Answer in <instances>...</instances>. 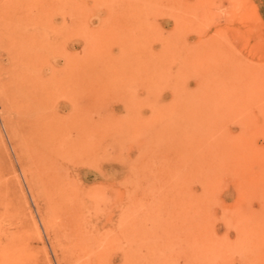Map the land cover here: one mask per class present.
<instances>
[{"label": "rangeland", "instance_id": "obj_1", "mask_svg": "<svg viewBox=\"0 0 264 264\" xmlns=\"http://www.w3.org/2000/svg\"><path fill=\"white\" fill-rule=\"evenodd\" d=\"M0 264H264V0H0Z\"/></svg>", "mask_w": 264, "mask_h": 264}, {"label": "bare ground", "instance_id": "obj_2", "mask_svg": "<svg viewBox=\"0 0 264 264\" xmlns=\"http://www.w3.org/2000/svg\"><path fill=\"white\" fill-rule=\"evenodd\" d=\"M25 1V0H24ZM29 5V4H28ZM27 5V3H19V4H17V5H13V8H12V10H13V12L14 13H17V12H20V13H24L25 15L27 14L28 15V13H30L31 11H33L34 10V8H33V6H28ZM37 8V7H36ZM5 9V8H4ZM11 9V8H10ZM30 11V12H29ZM41 11H43V9L41 10ZM34 12L35 13H39L40 12V10H38V8L37 9H35L34 10ZM33 13V12H32ZM19 26H20V24H19ZM18 26V27H19ZM53 76V75H52ZM59 80V79H58ZM44 82V81H43ZM48 86V85H47ZM51 86V85H50ZM48 89H49V87H48ZM56 89H58L57 87H56ZM52 90V92L53 91H56L55 89H51ZM50 90V91H51ZM48 92H49V90H48ZM92 144L89 142V144L87 145V147L85 148L86 149V152L88 151V150H90V148H92V146H91ZM85 149H83V150H85ZM82 150V151H83Z\"/></svg>", "mask_w": 264, "mask_h": 264}]
</instances>
